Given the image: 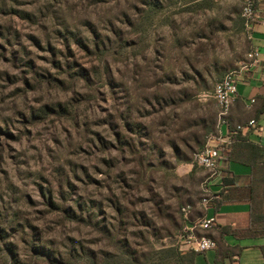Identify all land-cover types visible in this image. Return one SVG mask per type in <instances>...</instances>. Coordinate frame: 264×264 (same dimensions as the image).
<instances>
[{"label":"rangeland","instance_id":"374dc122","mask_svg":"<svg viewBox=\"0 0 264 264\" xmlns=\"http://www.w3.org/2000/svg\"><path fill=\"white\" fill-rule=\"evenodd\" d=\"M241 11L239 0H0V218L60 254L35 256L15 233L21 264H170L152 248L176 246L182 229L158 207L199 202L208 172L192 173L169 141L216 118V78L251 48ZM137 134L151 140L135 153L117 141ZM48 191L81 204L82 219L51 208Z\"/></svg>","mask_w":264,"mask_h":264},{"label":"trees","instance_id":"16d2710c","mask_svg":"<svg viewBox=\"0 0 264 264\" xmlns=\"http://www.w3.org/2000/svg\"><path fill=\"white\" fill-rule=\"evenodd\" d=\"M255 2L257 9L260 5H264V0H255ZM225 74L216 78V84L223 79ZM186 96L190 98L189 95ZM125 126H129V129L135 132V129L131 128L130 124L126 123ZM2 129L3 128L0 126V133H4V130ZM183 130H186L188 134L180 136V132L178 131V135L169 141V145L174 157L178 161L191 163L192 158H189L187 152L193 151L194 148H198V150L203 149L207 143L208 137L218 134V113H216V118L214 116V119L204 117L197 118L190 122ZM231 134L232 138L229 143H221L218 146L221 156L230 163H238L248 166L251 169V174L248 181L242 186H236L234 182H229L219 194L221 197L220 201L221 203H248L250 207V224L245 230L235 232V235L237 234V236L250 239H264V146L249 142L248 136H244L242 131H237L236 127L232 128ZM137 136V141L130 139L129 142H122L120 141V138L117 141L125 144L130 152L135 153L137 144H142L141 139L151 140V136L149 134H137ZM182 146H184V149ZM155 147L159 150L160 154H163L161 147L157 146V144H155ZM48 194L50 195L48 198V205L51 208L61 210L65 214L66 219H82L83 213H80V211L83 212V206L81 204L76 203V205L69 207L59 205L53 201V194L51 191H48ZM59 199H61V196H59ZM178 207L179 210L176 213L178 216L171 214L169 212L170 208L164 210L162 207H158L157 216L162 219L168 218L175 227L182 229L185 226V219L181 212L183 206L180 203ZM118 212H120L119 208ZM78 213H80L79 217ZM87 217V221L91 222L90 220L92 215L89 213ZM5 221V216L0 218V254H2V256L10 258L14 264H21L18 259L19 256L17 246L10 241V239L14 237V234L17 233L20 234L21 239H24L29 246L30 251L35 256L45 258L50 262L58 261V257H60L59 252L53 250L52 246L44 240L42 236L35 232L25 235L24 232L26 227L18 223H11L6 228L4 226ZM97 223L98 222L94 224L97 225ZM149 226L152 231V236L155 239H160V234L155 232V224L149 222ZM164 229L167 234H170L166 228ZM259 248L264 258V245L259 246ZM152 253L157 256L159 260L170 264H196V259L199 255V253L194 250L183 252L179 245L159 250L152 248ZM131 256H133V258H131L133 259V263H137L138 259L134 255Z\"/></svg>","mask_w":264,"mask_h":264},{"label":"crops","instance_id":"0c3cea01","mask_svg":"<svg viewBox=\"0 0 264 264\" xmlns=\"http://www.w3.org/2000/svg\"><path fill=\"white\" fill-rule=\"evenodd\" d=\"M258 14L259 18L251 34L249 53L258 51L260 55L257 62L253 64L249 59L245 62L251 65L238 82V93L226 122L220 125L224 142L231 140L232 128L240 125L245 126L242 133L244 136H248L249 142L264 146V5L258 7ZM251 120L255 121V126H248ZM190 166L192 173L193 171L195 173L197 167L193 164ZM202 169L206 171L204 168ZM225 170L227 178L224 184L211 187L214 192L219 194L229 182H234L236 186L244 185L251 174V169L248 166L228 161L225 163ZM220 199L211 202L206 209L200 206V201L189 204L192 209L188 218H184V227L197 226L196 235L206 236L217 242V248L210 250L216 252L214 264H264V258L259 248L264 245V239H250L235 235V232L245 230L250 224L248 203H221ZM210 218L215 219L211 229L204 230L199 227L201 220ZM181 250L186 252L190 249L183 248Z\"/></svg>","mask_w":264,"mask_h":264},{"label":"built area","instance_id":"2783aa9c","mask_svg":"<svg viewBox=\"0 0 264 264\" xmlns=\"http://www.w3.org/2000/svg\"><path fill=\"white\" fill-rule=\"evenodd\" d=\"M242 6L241 18L244 23L246 32L251 36L254 25L259 18L258 9L255 5V0H239ZM259 52L253 51L248 54V59L252 62H257ZM251 64L244 63L239 69L227 72L223 79L214 86L212 97L218 107V134L209 136L205 147L194 152L192 156V164L200 168H204L208 172L207 178L202 182L203 197L200 200V206L206 209L208 205L220 199V195L212 190L214 185H223L227 178L225 170L226 160L221 156L218 149L219 144L229 143L224 142L220 131V125L226 122L234 99L238 93V82L243 78L245 72L249 70ZM255 121L251 120L248 126H255ZM245 126H236L237 131H242ZM191 205H186L181 209L183 217L188 218L191 212ZM215 219H203L199 223V227L204 230H209L214 225ZM197 226L183 227L181 234L178 236L177 245L180 249L187 248L194 250L197 253H204L217 248V242L206 236H198L195 233Z\"/></svg>","mask_w":264,"mask_h":264}]
</instances>
